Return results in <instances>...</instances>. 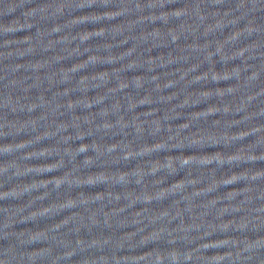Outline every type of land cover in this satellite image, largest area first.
<instances>
[{"label": "water", "instance_id": "water-1", "mask_svg": "<svg viewBox=\"0 0 264 264\" xmlns=\"http://www.w3.org/2000/svg\"><path fill=\"white\" fill-rule=\"evenodd\" d=\"M0 264H264V86L89 0H0Z\"/></svg>", "mask_w": 264, "mask_h": 264}]
</instances>
